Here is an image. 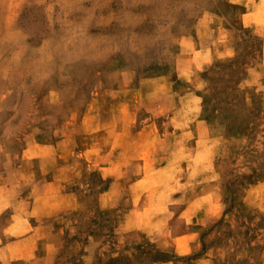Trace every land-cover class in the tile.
Masks as SVG:
<instances>
[{
    "label": "rangeland",
    "instance_id": "1",
    "mask_svg": "<svg viewBox=\"0 0 264 264\" xmlns=\"http://www.w3.org/2000/svg\"><path fill=\"white\" fill-rule=\"evenodd\" d=\"M0 264H264V0H0Z\"/></svg>",
    "mask_w": 264,
    "mask_h": 264
}]
</instances>
